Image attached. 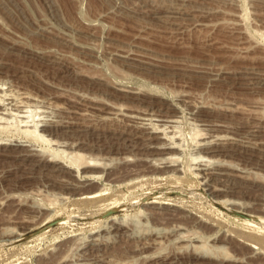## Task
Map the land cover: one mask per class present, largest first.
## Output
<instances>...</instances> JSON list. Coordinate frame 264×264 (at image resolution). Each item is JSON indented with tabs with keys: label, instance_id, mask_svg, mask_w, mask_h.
I'll list each match as a JSON object with an SVG mask.
<instances>
[{
	"label": "rangeland",
	"instance_id": "374dc122",
	"mask_svg": "<svg viewBox=\"0 0 264 264\" xmlns=\"http://www.w3.org/2000/svg\"><path fill=\"white\" fill-rule=\"evenodd\" d=\"M250 71L264 76V0H0V85L30 96L16 103L53 141L19 131L6 140L45 161L64 159L59 146L97 158L87 168L96 181L79 184L53 162L0 154V264H264V130L257 148L214 137L264 125V79L251 87ZM133 113L170 129L181 172L140 166L126 138L141 129ZM195 165L226 168L223 190L208 189ZM99 186L104 195L82 197ZM155 200L186 215L166 206L154 218Z\"/></svg>",
	"mask_w": 264,
	"mask_h": 264
},
{
	"label": "bare ground",
	"instance_id": "6f19581e",
	"mask_svg": "<svg viewBox=\"0 0 264 264\" xmlns=\"http://www.w3.org/2000/svg\"><path fill=\"white\" fill-rule=\"evenodd\" d=\"M177 7V6H175ZM173 8V7H172ZM171 9V8H170ZM176 9V8H175ZM168 10V9H167ZM166 10V11H167ZM163 11V10H161ZM159 11V12H161ZM165 11V10H164ZM165 11V12H166ZM171 11V10H169ZM174 11V10H172ZM158 12V13H159ZM157 13V12H155ZM181 13V11L179 12ZM183 13V12H182ZM184 13H187V12H184ZM161 13H159L160 15ZM158 15V14H157ZM171 15V14H169ZM184 15V14H183ZM162 16V14H161ZM164 16V14H163ZM160 17V16H157L159 17L160 19L164 18V17ZM165 16H166V13H165ZM167 17V16H166ZM165 17V19H166ZM158 18V19H159ZM168 18V17H167ZM185 18V17H184ZM179 21V20H178ZM177 22V21H175ZM175 22L173 24H175ZM186 22V21H185ZM181 25V24H180ZM48 58V57H47ZM43 59V58H42ZM49 59V58H48ZM45 60V59H44ZM50 60V59H49ZM54 60H56L54 58ZM52 61V60H50ZM57 61H60L59 59H57ZM49 62V61H48ZM54 62V61H53ZM52 62V63H53ZM57 63H60V62H57ZM64 63V62H63ZM55 65V64H54ZM60 67V66H59ZM65 69V68H63ZM62 70V69H61ZM65 71V70H64ZM71 72V71H70ZM224 72V71H223ZM260 73V71H258ZM264 73V72H263ZM242 74V73H241ZM222 74L221 73H216V75L214 74L212 78L214 79H218L219 76H221ZM240 75V74H239ZM215 76V77H214ZM217 76V77H216ZM223 77H228V79H226V83L228 85V81L233 78V75L231 76H223ZM240 77V76H239ZM238 77V78H239ZM246 77L244 82L247 83V84H254L255 83V80L257 81V78L262 80V78L264 79V76L262 77V75L260 76L257 71H250L248 74H246ZM244 77L242 78L244 80ZM241 78V77H240ZM96 79V78H95ZM234 79V78H233ZM232 79V80H233ZM240 79V80H242ZM97 80V79H96ZM102 80V79H101ZM95 81V80H94ZM100 81V80H99ZM260 81V80H259ZM97 83L98 80L96 81ZM95 82V83H96ZM101 82V81H100ZM241 82V81H240ZM258 82V81H257ZM102 83V82H101ZM224 83V82H223ZM261 84L262 87H264V82L263 81H260L258 82ZM257 83V84H258ZM244 83H241L240 85H242ZM256 84V86H257ZM100 85V84H99ZM245 85V84H244ZM229 86V85H228ZM227 86V87H228ZM248 86V85H245V87ZM252 87V85H250ZM249 86V87H250ZM255 86V84H254ZM248 87V88H249ZM250 87V88H251ZM14 92V91H13ZM18 92V91H17ZM20 92V91H19ZM15 93V92H14ZM12 92L8 93L6 92L5 90L2 89L1 85H0V154H2V156L4 155H7V156H12L14 155L16 158H20L22 160H25L27 158H30L29 156H33L34 154V150L32 151V148L31 147H27L26 144L20 142V141H15V142H11L9 143L6 139L7 137L5 135L11 133V132H16L19 131V132H22V133H27L28 135H31V136H34L37 140H44V141H49V142H52L53 140L49 137L46 136V134L43 132V131H47L48 126H46L44 123V125H40L39 122H37L34 118L31 120L28 119L31 117V113L30 111H27V109L24 110V107H21V105H19V103L17 104L16 101L20 98L23 99V97L25 98H28L30 96H21V95H16V93L14 94ZM23 93V92H22ZM33 98V97H32ZM5 100H8V102H6L7 104L8 103H11L12 105H14L12 108H9L5 106ZM19 101V100H18ZM21 101V104H23V100H20ZM28 101V100H27ZM34 103V102H33ZM27 104V103H26ZM32 104V103H31ZM35 105V104H33ZM98 105V104H97ZM114 105V104H113ZM26 107V106H25ZM28 107H29V104H28ZM95 107V106H94ZM23 108V110H22ZM98 108V107H97ZM115 108V111H113V113L115 114H118L119 113H122L121 112V108H117V106L114 107ZM227 110H231L233 109L232 106H226L225 107ZM39 109V108H38ZM37 109V110H38ZM127 109V108H126ZM39 110H43V109H39ZM88 110V109H87ZM114 110V109H113ZM35 111V110H34ZM41 112V111H40ZM74 112H77V113H80V114H89L91 112H88V111H83L81 112L80 110H75ZM142 112V111H141ZM110 113H112L110 111ZM149 113V112H148ZM31 114V115H30ZM92 114V113H91ZM128 114V113H127ZM140 114V113H139ZM39 115V114H38ZM102 115V114H101ZM106 115V114H105ZM117 115V116H118ZM126 115V114H125ZM112 116V115H111ZM114 116V115H113ZM112 116V117H113ZM116 116V117H117ZM129 122L130 124H133L135 125L136 127L139 126V128H141L140 130H137L135 133L132 132V130H130L133 134H130V135H127L128 137L126 138H129V140L132 142V143H135L136 145L138 144L139 145V148L136 149L137 150V156H136V159L138 160V163L140 164V166L142 167H147V169H152L156 172H160V173H166V174H175V173H178L179 171L181 172V168L180 166L178 165V157H177V153L179 151V144L177 142L176 139L169 136V131L168 130H165L161 127L158 126L159 130H153V129H149L148 127V122L145 120V119H152V117H147V115L145 116L146 118L144 119V116H137V114H129ZM156 116V114L154 115ZM39 117V116H38ZM43 117V116H42ZM41 117V118H42ZM102 117V116H101ZM124 117V116H123ZM158 117V116H157ZM175 117V116H174ZM173 116L171 117H168L166 118V124H168V126H171L172 123L176 122V118H174ZM36 118V117H35ZM154 118V117H153ZM140 119V120H139ZM158 119V118H157ZM70 122V121H69ZM68 123V122H67ZM67 123H66V126H67ZM63 124V123H62ZM71 125V123H69ZM68 124V125H69ZM161 124V123H160ZM163 124V123H162ZM165 122H164V125H166ZM49 125V124H48ZM51 125V123H50ZM53 125V124H52ZM65 125V124H64ZM69 125V127H70ZM159 125V124H158ZM222 126H225L224 124H220ZM60 126V125H59ZM65 126V127H66ZM73 126V125H72ZM57 127V126H56ZM134 127V126H133ZM151 127V126H150ZM61 128V127H60ZM75 128V127H74ZM161 128V129H160ZM71 129V128H70ZM73 129V128H72ZM143 129V130H142ZM65 130V129H64ZM264 130V125L263 126H260L259 125H254V127H252L251 129H249V133L248 135L249 136H245L243 138H238L237 136L233 135V134H224V135H214L215 139L218 141L217 143H223V145H225V143H230L232 145H238V144H241L245 147H255L257 148L258 147V141L254 140V137L256 135H258L259 133H261L262 131ZM69 131V130H68ZM70 132V131H69ZM174 132V131H173ZM146 133L148 136H145ZM5 134V135H4ZM125 134V133H124ZM121 135V134H120ZM122 135H123V132H122ZM121 135V136H122ZM144 135V136H143ZM175 135V133H174ZM175 137V136H174ZM125 138V140H126ZM6 140V141H4ZM128 140V139H127ZM215 140V141H216ZM23 141V140H22ZM58 141V140H57ZM57 141H54L53 143L56 144L57 146H59L60 144L57 142ZM212 141V139H211ZM239 142H242V143H239ZM211 142H208L207 140L203 143L204 146H202L203 149H209L211 148V145H207V144H210ZM130 144V143H129ZM134 144V145H135ZM29 145V144H28ZM67 145V144H66ZM133 145V144H132ZM181 145V144H180ZM222 145V144H221ZM228 145V144H227ZM31 146V145H29ZM60 147V146H59ZM58 147V148H59ZM62 147V146H61ZM67 147V146H66ZM135 147V146H134ZM181 147V146H180ZM229 147V146H228ZM35 148V147H34ZM58 148H53V156H58L59 153L61 151H63V153L66 155H64V159L67 160L68 162H65L64 159H54L53 157L52 158H48L47 160L49 161H45L43 157H31V159H33V162H35L37 165L39 162L45 164V163H48V162H53L52 164V167L49 169H51L50 171H53V173L55 172H60V173H66V175H76L77 178H78V183L80 184V182H82V184H89V183H93L95 180V177L96 174H94V176H92V174L88 173V169L89 167H95V164H93L92 162L97 160V158L95 157H88L86 158L84 156L83 153L81 152H78V151H71L70 153H66L63 149L59 150ZM137 148V147H136ZM212 149V148H211ZM38 153V152H37ZM26 154V155H24ZM52 154V153H51ZM24 155V156H23ZM37 155V154H36ZM62 155V154H61ZM59 155V158H61ZM202 155H199L198 157H201ZM206 157V156H205ZM56 158V157H55ZM58 158V157H57ZM63 158V156H62ZM197 158V157H196ZM30 159V161H32ZM203 159V158H202ZM207 159V158H206ZM194 160V159H193ZM198 160V159H197ZM205 160V159H204ZM180 161V160H179ZM40 163V165H42ZM137 163V161H136ZM135 163V164H136ZM137 163V164H138ZM199 163V162H197ZM34 164V163H33ZM97 164V163H96ZM196 164V163H195ZM204 164V163H203ZM34 165V166H35ZM39 165V164H38ZM39 165V166H40ZM50 165V164H49ZM98 165V164H97ZM194 166V165H193ZM197 167V169L199 170V174L200 176L202 177V179L204 180V183L206 184L207 188L212 190V191H217L218 190H223V188H221L223 185H224V182L228 179L229 177V173L227 172L226 168H221V167H216V168H211V167H208V166H204V165H195ZM98 167V166H96ZM100 167V166H99ZM139 168V167H138ZM195 168V167H194ZM142 169V168H141ZM144 169V168H143ZM196 169V168H195ZM129 170V169H128ZM133 170V169H132ZM92 171V170H91ZM137 171V170H136ZM57 172V173H58ZM95 173H97L96 171H94ZM105 172V171H104ZM114 172V171H113ZM140 172V170H139ZM138 172V173H139ZM196 172V171H195ZM103 173V172H102ZM132 173V172H131ZM130 173V174H131ZM101 174V173H100ZM117 174V173H116ZM122 174V173H121ZM198 174V173H197ZM110 175V173H109ZM108 175V176H109ZM143 175V174H141ZM163 175V174H162ZM117 176V175H116ZM133 177V175H131ZM173 176V175H171ZM63 177V176H62ZM70 177V176H69ZM121 177V176H120ZM138 178V176H136ZM135 175H134V178H136ZM141 177V176H140ZM155 177V176H154ZM153 177V178H154ZM72 178V177H70ZM126 178V177H125ZM146 178V177H144ZM163 178V177H162ZM168 178V177H167ZM230 178V177H229ZM66 180V179H65ZM75 180V178L73 179ZM110 180V179H109ZM132 180V179H131ZM150 180V179H149ZM162 180V179H161ZM138 181V180H137ZM156 181V180H155ZM76 182V183H77ZM158 182V181H157ZM170 182H173V181H170ZM169 182V183H170ZM74 183V182H73ZM77 183V184H78ZM176 185V184H175ZM97 186V185H96ZM133 186V185H132ZM221 186V187H220ZM131 187V186H130ZM182 187V186H181ZM225 189V187H224ZM225 190H228L225 189ZM92 191V190H90ZM84 192V191H83ZM101 192H104L103 189L99 186L97 188V190H94V192L92 193H87L88 195H85L82 196L84 198H91V197H98L99 195H102ZM105 193V192H104ZM79 195L80 192H79ZM83 195V194H82ZM104 195V194H103ZM101 197V196H100ZM161 198V197H160ZM170 198V197H169ZM100 198H98L96 201H98ZM158 199V198H157ZM172 200V199H171ZM86 201V200H85ZM91 201V200H90ZM145 201V200H144ZM83 202V201H82ZM149 202V201H148ZM85 203V202H84ZM92 203V202H90ZM178 204V203H177ZM177 204H172V202H167V201H160V200H155L153 201V205L150 209H152L153 212H150V213H153V217L154 218H159L160 217V209H163L164 207H168V210L171 209V210H174V211H178V214L181 215V217L183 215H186L184 213H186L187 211L184 210V208H181L183 207V205L181 207H179ZM175 205V206H173ZM167 209V208H166ZM187 210V208H186ZM162 211V210H161ZM165 214V213H164ZM176 215V213H175ZM189 215V214H188ZM172 216V215H171ZM193 216V215H191ZM152 217V215H151ZM180 218V216H178ZM189 217V216H188ZM192 218V217H191ZM200 218V217H199ZM198 218V219H199ZM193 220V219H192ZM202 220V219H201ZM199 219V221L202 223V220L201 221ZM207 220V219H206ZM194 221V220H193ZM197 221V220H196ZM212 223V221H210ZM210 222H207V223H210ZM115 223V222H114ZM118 223V222H117ZM194 223V222H193ZM197 223V222H195ZM204 223V222H203ZM119 224V223H118ZM200 224V223H199ZM213 224V223H212ZM207 225V224H206ZM120 226V225H119ZM122 226V225H121ZM179 228H184L182 225L179 226ZM121 230V228H120ZM125 236V235H124ZM260 241L263 242L264 241V236L262 238H260ZM19 260V259H17ZM21 263V262H20ZM17 264V263H16Z\"/></svg>",
	"mask_w": 264,
	"mask_h": 264
}]
</instances>
